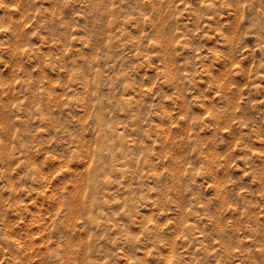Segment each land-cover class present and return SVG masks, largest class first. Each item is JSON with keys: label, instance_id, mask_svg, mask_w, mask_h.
<instances>
[{"label": "rangeland", "instance_id": "rangeland-1", "mask_svg": "<svg viewBox=\"0 0 264 264\" xmlns=\"http://www.w3.org/2000/svg\"><path fill=\"white\" fill-rule=\"evenodd\" d=\"M0 264H264V0H0Z\"/></svg>", "mask_w": 264, "mask_h": 264}]
</instances>
